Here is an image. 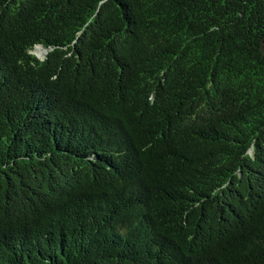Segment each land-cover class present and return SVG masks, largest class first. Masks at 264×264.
I'll use <instances>...</instances> for the list:
<instances>
[{
  "label": "trees",
  "instance_id": "16d2710c",
  "mask_svg": "<svg viewBox=\"0 0 264 264\" xmlns=\"http://www.w3.org/2000/svg\"><path fill=\"white\" fill-rule=\"evenodd\" d=\"M0 264H264V0H0Z\"/></svg>",
  "mask_w": 264,
  "mask_h": 264
},
{
  "label": "rangeland",
  "instance_id": "374dc122",
  "mask_svg": "<svg viewBox=\"0 0 264 264\" xmlns=\"http://www.w3.org/2000/svg\"><path fill=\"white\" fill-rule=\"evenodd\" d=\"M34 53H35L39 58H41V59H44V57H45V52H44L43 49L40 48V47H38V48L34 51Z\"/></svg>",
  "mask_w": 264,
  "mask_h": 264
}]
</instances>
